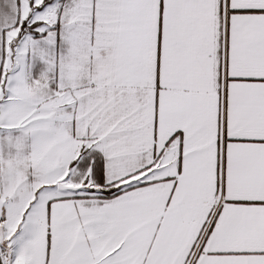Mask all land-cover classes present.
I'll list each match as a JSON object with an SVG mask.
<instances>
[{"label": "snow or ice", "instance_id": "snow-or-ice-1", "mask_svg": "<svg viewBox=\"0 0 264 264\" xmlns=\"http://www.w3.org/2000/svg\"><path fill=\"white\" fill-rule=\"evenodd\" d=\"M0 264H264V0H0Z\"/></svg>", "mask_w": 264, "mask_h": 264}]
</instances>
